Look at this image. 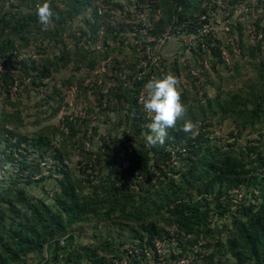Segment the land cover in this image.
Wrapping results in <instances>:
<instances>
[{
  "label": "trees",
  "instance_id": "obj_1",
  "mask_svg": "<svg viewBox=\"0 0 264 264\" xmlns=\"http://www.w3.org/2000/svg\"><path fill=\"white\" fill-rule=\"evenodd\" d=\"M92 1L50 0L58 18L45 31L37 16V5L43 0H0V59L14 61L29 51L41 53L24 59L21 72H0L6 87L5 104L0 105V170L4 172L0 179V264L87 262L89 252L100 262L99 249L119 252L129 238L145 235L150 242L163 235L176 240L171 255H176L173 250L181 255L198 249L193 264H264V42L253 43L245 23L232 19V11L227 39L229 34L235 37L236 51L230 41L222 39L209 42L205 50L179 47L158 75L148 74L131 86L123 82L111 91L112 97L123 98L125 104L105 107L97 97L98 80L95 87L83 86L97 56L67 47L63 38L65 32L71 36L70 23L79 20L83 33L96 30L98 10L90 8ZM154 1L160 17L152 32L158 35L168 26L183 23L188 32L196 31L208 23L206 19L199 22L204 13L225 11L223 4L232 6L240 0ZM223 45L235 54L232 67L221 61ZM204 58L210 69L200 71V81L190 68L201 67ZM71 65L78 73V95L89 97L87 113L104 114V122H112L109 137H100L99 146L92 144L89 150L83 142L93 139L87 133L92 118L65 114L61 129L48 125L27 132L22 129L25 116L17 94L45 91L47 95L42 92L38 102L42 113L57 114L69 102L56 75ZM75 73L62 83L68 87ZM167 73L182 80L184 119L198 122L197 134L184 133V120H180L168 129L163 146H150L146 135L151 120L138 95L149 80ZM110 114L115 116L112 121ZM214 118L223 125L231 121L224 143L215 142L213 131L206 129ZM99 125L94 130L100 134ZM59 130L61 138L56 135ZM246 132H259L260 137L248 138L237 147ZM68 144L72 150H81L85 169L79 175L66 163L72 155L62 148ZM124 160L129 165L119 177ZM136 170L141 176L138 190L132 188L136 181L131 175ZM52 179L56 185L50 191L47 181ZM34 185L45 193L28 192ZM235 188L242 196L231 193ZM93 217L110 223L107 227H119L128 237L103 239L94 226L96 243L78 239L61 244L59 237L67 235L75 223ZM46 244L51 245L48 258L44 256Z\"/></svg>",
  "mask_w": 264,
  "mask_h": 264
},
{
  "label": "built area",
  "instance_id": "obj_2",
  "mask_svg": "<svg viewBox=\"0 0 264 264\" xmlns=\"http://www.w3.org/2000/svg\"><path fill=\"white\" fill-rule=\"evenodd\" d=\"M154 4V0H93L90 8L98 10L96 19L99 26L96 30L92 32V29H87L83 33L80 25L79 31L73 33L71 27V36L67 34L71 40V49H86L91 56H97L93 69L85 77L84 85L95 87L98 80L100 91L97 97L103 101L105 107L109 104H125L123 98L112 97L111 91L115 92L123 82L131 86L133 81L142 79L148 74L151 77L158 75L168 63L167 58L179 51V47H200L205 50L209 42L216 43L217 39H222L225 42L230 41L233 51H236L235 37L229 34L227 39L231 22L229 16L232 15V11H234L232 19L248 21L246 31L253 43L260 40L264 42V0H240L232 6L223 4V8L226 7L225 11L223 9L211 15L204 13L199 22L206 19L208 23L198 27L196 31L188 32L186 24L183 23L174 27L168 26L158 35L152 32L155 22L160 17V13L154 9ZM218 31L222 34L219 35ZM38 53L29 51L21 59L14 61L0 59V72H21L23 60L35 58L41 54ZM220 57L222 63L228 67L235 63V54L225 45L222 46ZM190 69L192 75L199 76L202 81L203 76H200V71L210 69V63L204 58L201 67ZM146 84L138 95V102L141 93L145 92ZM17 86V83L14 84L12 93H15ZM75 87L74 84L71 85V89ZM62 92L65 90L62 89ZM74 98L76 95L71 96V99ZM78 111L79 117L83 119L85 116L83 108L80 107L76 112ZM90 133L95 134L93 127ZM102 134L106 136V133L102 132ZM102 134H99L100 137H104ZM85 144L84 149L89 150L91 142L87 140ZM128 165V160L122 162L118 170L119 177L123 175ZM131 178L136 181L132 187L138 185V180L141 179L139 171H134ZM232 194L242 196L237 189L232 190ZM176 243V240H171L166 235L155 236L150 242L149 236L145 235L143 239L136 238L126 244L122 253L105 254L103 260L93 264H193L198 249L181 255L173 250L176 255H171L170 249Z\"/></svg>",
  "mask_w": 264,
  "mask_h": 264
},
{
  "label": "rangeland",
  "instance_id": "obj_3",
  "mask_svg": "<svg viewBox=\"0 0 264 264\" xmlns=\"http://www.w3.org/2000/svg\"><path fill=\"white\" fill-rule=\"evenodd\" d=\"M245 27L248 25V21L245 20ZM69 27L71 28L72 27V32L75 33L77 31L80 30V20L79 21H76L74 22V24L69 25ZM218 34L221 35L222 32L221 31H218ZM246 34H247V31H246ZM248 36V35H247ZM63 38H64V41L66 43V45L68 47H71V40H69L70 38L68 37V35L66 34V32L63 34ZM234 65V63H233ZM232 65V66H233ZM231 66V67H232ZM250 71V70H249ZM74 71L72 70V65H71V69H67V70H64L60 73H58L56 75V77L58 78L59 83H61L62 85V89L65 90V92H63V95L65 96V101L66 102H69L68 105H64L62 109H60V111L57 113V114H50L52 112V110H48L49 112L47 113H42V108L39 107L38 105V102H39V99L41 97V93L44 92L45 95H47V92L45 91H40L39 94H35L33 92H31V94H28L26 91H24L23 93L21 92L20 94H17L18 97H20V101H21V111H22V114L25 116V125L22 127V129L24 130V132H27L26 130L29 129V131L31 130H37V129H40V127H45L46 125L48 126H52V127H58L59 129L62 128L63 126V117L65 114H73L74 116H78L79 117V111L76 112L78 109H80V107L83 108V111L85 112V116L83 117L84 118H92V120L90 121V126H89V129L87 131V133L92 136V140H89L91 142V144H94V147H98L99 146V140H100V135L99 133H95L94 135H92L90 133V129L91 127L94 128V126L96 124H99V128H101V134L102 132L103 133H106V136H103L108 138L109 137V132L110 130V127H112V122H107L105 123V119H106V116L103 114V115H99V116H96L95 114H89L86 112V110L84 108H86V106L88 105V103H90V100H88L87 98L89 97H85L84 95H81L79 96L78 95V86H79V82L78 80L76 79L78 73L76 72L75 73V76L74 79L70 85H68V87L66 85H64L62 83V79H64L66 76H73L74 75ZM80 79V78H79ZM203 79V78H202ZM78 82V83H76ZM74 84L76 87L71 89V85ZM83 86H84V82H83ZM5 83L0 80V105L2 104H5L4 101V98H5ZM213 89L211 87H209V92L212 94L213 93ZM77 92V93H76ZM72 95H76V98L74 99H71V96ZM16 96V97H17ZM72 103V104H71ZM89 106V105H88ZM92 106V105H91ZM75 107L77 109H75ZM45 109V108H43ZM47 109V107H46ZM53 113V112H52ZM111 115V121L115 118L114 114H110ZM217 118H214L213 119V124H211L210 126H207L206 129L207 130H211L213 131L214 135H213V140L215 142H219L220 143H224L225 140H227V136H228V132L229 130L232 128L231 127V121L230 120H227L226 124H220L219 122L216 121ZM37 122H40V124H38ZM119 121H117L118 123ZM119 124V123H118ZM122 128L120 126V128H116V130H114V133H117V131H120ZM84 132V130H83ZM95 132V130H94ZM61 131H57L56 132V135H58L57 137L58 138H61L63 135L60 134ZM246 137L244 136L243 138H241L239 141H238V144H237V147H240L241 145L244 146L246 143H247V139L248 138H253V137H260V134L259 132H255V134H250L248 132L245 133ZM81 138V136L79 135L78 136V142L80 143L81 141L79 140ZM264 138V136H263ZM87 141V139H86ZM84 141L83 145H86ZM92 147V145H91ZM62 149H68L69 152L68 153H71V159H66V163L69 165L68 167H70L71 169L75 170L76 173H78V175L80 174V172L82 170L85 169L84 167V161L82 159V157L80 156L81 154V150L80 148H77V149H73L72 146H70L69 144L62 148ZM97 148H95L96 150ZM76 151V152H75ZM81 167V168H80ZM8 175V174H7ZM157 177V176H156ZM155 177V178H156ZM141 180H138V182H140ZM155 180H153L152 182H154ZM48 183V190H53L54 189V186L56 185V180L55 179H52V180H48L47 181ZM134 185V184H133ZM132 188H135L136 190H138L140 188L139 185H136L135 187H132ZM28 192H31V193H34L36 194L37 196H42L43 193H45V191L41 188L40 186H36L34 185L33 187L31 188H28ZM46 196V195H45ZM44 196V197H45ZM49 202H50V199L48 198L47 199ZM107 225H110V223H105V222H100L99 219H96V218H91L89 220H84L82 222H79V223H75L71 230H70V233L71 234H75L76 235V241H78V239H81L87 243H91L92 241H94L92 238H93V231H92V228L94 226H98V233L101 232V234H103V239H106L107 237L110 238L113 237L115 240L118 239V240H123L125 239L126 237H128V233H126L124 235V233L122 232V230L117 227V226H110V227H107ZM68 233V234H70ZM106 235H109V236H106ZM95 240L98 241V238H96ZM95 242V241H94ZM96 243V242H95ZM72 248H74V246H72Z\"/></svg>",
  "mask_w": 264,
  "mask_h": 264
},
{
  "label": "clouds",
  "instance_id": "obj_4",
  "mask_svg": "<svg viewBox=\"0 0 264 264\" xmlns=\"http://www.w3.org/2000/svg\"><path fill=\"white\" fill-rule=\"evenodd\" d=\"M37 16L42 30L45 31L48 29L49 25L53 23L54 17L58 18V14L53 10L50 0H43L42 3L37 5ZM144 88L145 92L141 93L139 102L143 105L144 111L151 120L147 126L150 134L146 135V141L150 146H155L157 144L163 146L168 136V129L175 128L177 122L180 120H184L182 125V131L184 133H190L193 137L197 134L198 122H194L191 119H184L187 114V106L182 101L183 87L181 78L173 73H167L162 78L149 80ZM3 176L4 172L0 170V179H2ZM68 235L69 234L59 237L61 244L68 241L65 240ZM74 236L76 240V235L74 234ZM56 239L57 237L55 240ZM133 240V238H129L122 245L119 252L122 253L124 246L131 243ZM50 247L51 245L46 244L44 253L45 258L50 256ZM114 252L117 251L110 253ZM98 253V256L103 257V259L104 255L108 254V252L102 249H99ZM88 254L91 256L87 258V262H71V264H93L97 262V256H94V254L90 252Z\"/></svg>",
  "mask_w": 264,
  "mask_h": 264
},
{
  "label": "water",
  "instance_id": "obj_5",
  "mask_svg": "<svg viewBox=\"0 0 264 264\" xmlns=\"http://www.w3.org/2000/svg\"><path fill=\"white\" fill-rule=\"evenodd\" d=\"M65 240H75V236L73 235V234H69L66 238H65Z\"/></svg>",
  "mask_w": 264,
  "mask_h": 264
}]
</instances>
